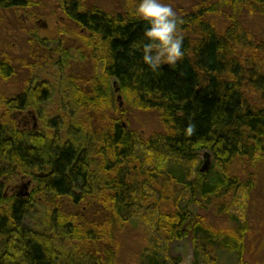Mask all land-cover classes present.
<instances>
[{"label":"trees","instance_id":"16d2710c","mask_svg":"<svg viewBox=\"0 0 264 264\" xmlns=\"http://www.w3.org/2000/svg\"><path fill=\"white\" fill-rule=\"evenodd\" d=\"M72 5L64 13L86 32L82 45L74 55L59 46L57 64L41 65L55 67V82L25 93L33 108L54 103L45 127L16 126L11 113L23 109L22 96L0 107V264H117L116 238L133 222L152 240L140 264H181L168 249L186 237L192 264L228 256L246 264L241 214L253 184L234 166L264 162V40L243 20L264 18V0H202L179 10L184 57L158 72L133 54L146 25L130 16L132 4ZM68 57L84 59L85 71L67 74ZM33 61L12 69L4 60L0 76L26 69L35 84ZM129 111L154 113L163 130L142 137L122 121ZM202 152L211 160L204 173ZM20 178L33 182L27 197L4 192ZM194 206L229 224L214 228Z\"/></svg>","mask_w":264,"mask_h":264},{"label":"rangeland","instance_id":"374dc122","mask_svg":"<svg viewBox=\"0 0 264 264\" xmlns=\"http://www.w3.org/2000/svg\"><path fill=\"white\" fill-rule=\"evenodd\" d=\"M39 1L41 3L37 6V9L39 8L38 10L42 14H36L37 18L27 16L33 19V21L30 20L31 23L28 25L26 23L28 19L23 18V16L0 17V62L8 60L11 65L14 66L12 69L24 68L34 62L33 60L36 59L34 57L36 52L35 49L39 48L38 43L41 42L39 38H49L50 43L48 46L50 49L55 50L53 54L54 61H56L61 54V52H57V45L65 48V50L69 49L68 51L74 55L83 43L81 36H85L86 32L84 29L76 27L67 16H65L64 12H59L55 9L56 1L50 0L52 13H47L48 0ZM76 1L81 4L84 9L102 8L107 11L118 10L120 6L131 4L130 0H71V2ZM200 1L202 0H165V2L169 3L177 13L179 10H185L196 5V3ZM243 22L246 30L250 33L252 32L259 40H264V18L256 16L244 17ZM43 25H46V27L43 28ZM32 27L35 29L29 33L28 30H32ZM68 61L70 62L69 68L65 67L64 69L67 74L68 72L80 73L83 70L85 71L84 59H80L79 57L75 59L68 57ZM36 65L39 68V72H37L40 76L39 79H48L49 82H55V80H53V75L56 73L55 67L47 66V68H44L41 67V63ZM25 70L19 69L14 76L9 78L0 76L1 108L4 106L3 104L6 99L16 97V95L21 92L24 81L28 77ZM114 100L119 110H125V101L120 93H114ZM53 104L52 102L45 104L42 114L36 116V124L39 129L45 127L44 121L51 116V114H49L50 112H47L55 106ZM13 119L18 128H25L20 116L17 118L13 117ZM27 119L29 120V126H31V117L27 116L26 120ZM122 121L126 122L133 131L139 132L144 138L150 134L158 133V131L163 130L157 115L150 112L129 111ZM31 129H33L32 126ZM206 153L207 152H202L200 154L201 161H203V156ZM234 171L241 179L244 181L250 179L253 184L248 191L245 208H243L241 214L245 217L248 225V229L244 234L243 258L246 264H264V162L257 163L255 167H250L247 164H235ZM29 181L30 180L25 178H20L19 180L10 182L8 188H6L4 192L27 197L34 186L33 182L28 185ZM191 210L193 213L196 212V214L198 213L204 216L207 222L214 226V228H226L229 224L224 216L201 211L197 206H194ZM116 241L115 252L117 264H140L139 259L142 250L149 248L152 242L150 233L141 224L139 225L135 222L125 225L116 238ZM191 246V238L186 237L185 240L175 241L168 249L169 254L173 259L180 258V260H182L181 264H192L193 251ZM222 264H235V258L232 256L223 257Z\"/></svg>","mask_w":264,"mask_h":264},{"label":"clouds","instance_id":"9594fccd","mask_svg":"<svg viewBox=\"0 0 264 264\" xmlns=\"http://www.w3.org/2000/svg\"><path fill=\"white\" fill-rule=\"evenodd\" d=\"M130 16L146 25L142 43L133 45L141 51V61L151 71L158 72L163 65L175 67L184 57V37L179 34V18L165 0H130ZM190 131V130H189Z\"/></svg>","mask_w":264,"mask_h":264},{"label":"flooded vegetation","instance_id":"af4514ba","mask_svg":"<svg viewBox=\"0 0 264 264\" xmlns=\"http://www.w3.org/2000/svg\"><path fill=\"white\" fill-rule=\"evenodd\" d=\"M56 1V2H55ZM55 2V6H56V10H58L59 12H66V11H70L71 9H73L71 6H73L72 4L75 3L77 5H80V9L81 10H88V9H84L83 6L81 4H79L77 1L76 2H71V0H54ZM40 1L39 0H0V17H12V16H23V18L28 19L26 21L27 25L30 24V20L33 21V19H30L28 17H35L37 18L36 14H42L40 13V11L37 9V6L40 5ZM34 5V6H33ZM36 6V7H35ZM47 6H48V12L47 13H52L51 11V7L50 6V0L47 1ZM97 9V8H95ZM26 15V16H24ZM28 16V17H27ZM24 19V20H25ZM39 19V18H38ZM38 21V20H37ZM39 23V22H37ZM46 25H43V28H45ZM33 28V27H32ZM35 28H33L32 30L29 29L28 32L30 33L31 31H33ZM36 39V38H35ZM41 42H39L37 39L38 46L39 48H36V52L34 54V57L36 58L35 61H37V63H41L43 65H46L47 63H51L56 65L58 60L54 61L53 59V54L55 53L54 49H50V47L48 46L50 41L49 38H39ZM52 42V40H51ZM57 52L60 51L59 49V45H57ZM56 52V53H57ZM48 57L49 61H46L44 59H46L45 57ZM4 61V60H3ZM3 62H0V65H3ZM40 77V76H39ZM32 79L30 77H27L26 80L24 81V85L22 87V90L19 94L16 95V97H24V105L22 106V110H18L16 109L13 113H11V116H13L14 118H17L18 116H20L22 118V124L23 126H25L24 129H21L22 132H28V131H38L39 127L36 124V116H38V114L42 113L43 111V106L47 103H40L38 105L37 108H33L31 106H29V104H26V89L28 87H30L31 90L35 91L37 89L38 86L43 85L44 83H48V79L47 80H43V79H39L40 81H37V83L33 84L32 83ZM16 97H12L10 99H15ZM27 116H30L32 119V128L31 126H29V120L27 118Z\"/></svg>","mask_w":264,"mask_h":264},{"label":"water","instance_id":"95a60500","mask_svg":"<svg viewBox=\"0 0 264 264\" xmlns=\"http://www.w3.org/2000/svg\"><path fill=\"white\" fill-rule=\"evenodd\" d=\"M119 98V97H118ZM210 155H209V153H206V154H204V156H203V165H202V167L200 168V170H199V172L200 173H204V172H207V170L209 169V167H210V165H211V163H210ZM30 184V182H28V185ZM21 196V195H20Z\"/></svg>","mask_w":264,"mask_h":264}]
</instances>
